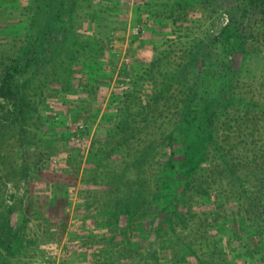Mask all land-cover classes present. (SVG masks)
<instances>
[{
    "label": "trees",
    "instance_id": "obj_1",
    "mask_svg": "<svg viewBox=\"0 0 264 264\" xmlns=\"http://www.w3.org/2000/svg\"><path fill=\"white\" fill-rule=\"evenodd\" d=\"M94 1L27 0L18 9L24 20L11 39L14 47L10 53L0 49V108L2 102L14 105L21 130L34 99L44 98L54 83L66 89L72 66L81 68L88 77L84 87L94 93L91 84L99 83L98 65L110 61L112 37L110 11L92 6ZM195 8L213 20L210 27L219 12L228 23L216 34L192 36L174 63L162 53L137 69L131 85H148L150 95L142 103L125 93L106 137L93 142L95 170L83 180L114 182L117 198L111 209L102 201L101 211H112L117 225L127 217L129 227L135 221L134 227L153 236L143 251L136 242H117L115 257L162 264L152 249L160 240L167 264H232L236 258L264 264V154L257 152L264 138L255 131L264 116L254 97L238 93L252 18L256 12L264 17V0H160L149 5L148 16L158 23ZM84 23L93 34H80ZM256 87L250 84L249 91ZM103 160L111 167L106 173L98 171ZM205 200L213 211L198 216L192 206ZM8 219L0 217L7 264L27 254L26 244L33 242Z\"/></svg>",
    "mask_w": 264,
    "mask_h": 264
},
{
    "label": "rangeland",
    "instance_id": "obj_2",
    "mask_svg": "<svg viewBox=\"0 0 264 264\" xmlns=\"http://www.w3.org/2000/svg\"><path fill=\"white\" fill-rule=\"evenodd\" d=\"M26 3L27 0H0L1 50L10 53L14 47L11 39L16 38L24 20L18 9ZM154 3H160V0L92 2V6L109 9L108 23L112 27L110 50L106 56L110 61L100 69L98 65L95 78L99 83L91 84L93 94L84 87L88 77L79 66H72V77L70 81L66 78V89L54 83L44 90V98L31 102L22 130L15 117L14 105L1 103L0 217L8 219L10 212L11 228L19 230L26 242L33 239L31 245L26 244L27 254L8 258L9 264H131L134 259L111 254L117 250V242H136L139 251H143L148 242H154L151 234H143L139 227H134L139 223L134 221L129 227L125 217L117 225L112 211H101V202L107 203L105 209H111L110 203L117 194L114 182L104 180V177L96 181L98 185L83 180L85 172L95 170L92 152L97 146L94 147L93 142L106 137L125 93L134 94L131 98H139L142 103L147 101L150 87L131 85L137 69L146 67L162 53L174 63V56H182L192 36L205 31L216 34L229 19L226 13L219 12L215 26L210 27L213 20L195 8L185 13L179 10L175 13L178 16L171 14L157 23L148 16L149 5ZM252 19L238 93L243 97H254L256 112L263 117L264 17L256 12ZM79 32L93 34L86 23ZM165 61L163 59V63ZM122 70L125 72L121 73ZM59 72L66 77L65 72ZM250 84L257 87L249 91ZM140 100L135 102L141 104ZM263 126L261 119L255 130L262 138ZM261 143L257 142V152L264 154ZM108 162L101 161L98 171L106 173L111 168ZM192 210L198 216L208 214L213 211L212 201H198ZM22 217V222L18 223ZM141 219L146 226V217ZM1 246L0 264H7ZM152 249L157 251L160 263L167 264L169 257L160 240ZM257 250L255 256L262 254L260 249ZM234 260H231L232 264H244L240 258ZM189 262L194 264L193 259ZM148 263L155 264L154 261Z\"/></svg>",
    "mask_w": 264,
    "mask_h": 264
}]
</instances>
